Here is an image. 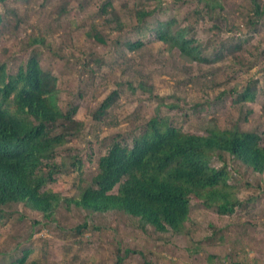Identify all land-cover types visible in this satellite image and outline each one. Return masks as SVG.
I'll return each instance as SVG.
<instances>
[{
  "label": "rangeland",
  "instance_id": "374dc122",
  "mask_svg": "<svg viewBox=\"0 0 264 264\" xmlns=\"http://www.w3.org/2000/svg\"><path fill=\"white\" fill-rule=\"evenodd\" d=\"M66 1L72 9L60 17L59 9L63 8L64 0H30L23 1L22 5L17 0H9V10H18L26 21L19 29L20 35L6 41L15 51L8 69L10 74H15L20 63L31 54L32 48L30 52H19V39L48 33L50 46L33 48L41 53L43 69L57 77L63 88L61 98L71 99L78 105L77 118L83 120L82 130L93 131L87 126L91 124L89 111L98 107L111 92L119 90L120 98L104 120L112 128L108 131L105 127L101 137L112 133L114 137L117 130L129 127L128 119L133 111L144 116L159 108L162 113L178 115L176 125L183 126L187 133L205 134L210 120L215 118L221 128L230 127L235 121L243 128H254L263 135L264 141V17L260 20L253 17L252 0H218L219 4L212 9L199 0H167L163 5L166 10L156 12L142 24L135 20L125 22L119 14L135 13L138 0H112V8L106 14L101 11L103 0ZM258 2L264 4V0ZM154 8L153 5L147 11ZM115 16L126 24L124 33L107 27L106 23ZM173 19L177 23L172 30H196L188 37L210 44L209 56L214 58L221 53L222 60L209 65L189 62L182 74L177 49H173L171 53L166 52L169 62L158 64L156 59L164 45L155 32L160 23ZM248 21L255 22L251 30L246 26ZM136 26L143 30L140 34L131 30ZM96 33L108 37L106 47L96 42L92 36ZM7 36H11V32L6 31L2 38ZM129 39H141L145 45L138 51H130L124 46ZM238 44L242 47L230 53V47ZM2 46L0 41V50ZM90 53L98 57L90 58ZM89 60L93 62L85 68L84 61ZM99 60L104 61L103 65L98 64ZM187 73H205L207 78L185 84ZM251 81L255 82L254 100L232 106V99L237 100ZM139 83L154 85L159 97L138 87ZM130 84L137 90L132 91ZM234 87L237 88L234 97L228 93L218 104L213 101L220 90L229 92ZM68 91L70 94L66 93ZM76 92H81L82 96L77 98ZM172 102L178 103L182 111L189 114V119L181 115L184 112L169 111L166 104ZM247 112L248 120L244 121ZM100 130L96 129L87 137L81 133L71 139L69 147L80 151L83 167L80 173L71 168L70 172L57 177L56 190L62 196L73 198L77 179L88 180V176L96 172L99 157L87 145V140L90 139L100 156L103 149L92 137ZM50 188L49 185L45 189ZM262 190L264 192V188ZM242 192V199L253 196L257 201L251 203L245 213L230 217L207 209L202 201L194 198L184 234L168 233L164 239H159L151 229L145 233L134 221L114 213L88 217L87 213L62 202L51 220L20 206L13 208L17 213L3 209L0 264H15L27 251L29 255L23 264H264V193L258 195L261 191L256 186ZM116 193L114 190L113 195ZM82 224L86 229L75 233ZM120 257H124L123 263L117 261Z\"/></svg>",
  "mask_w": 264,
  "mask_h": 264
},
{
  "label": "trees",
  "instance_id": "16d2710c",
  "mask_svg": "<svg viewBox=\"0 0 264 264\" xmlns=\"http://www.w3.org/2000/svg\"><path fill=\"white\" fill-rule=\"evenodd\" d=\"M17 1L21 5L23 1L30 2ZM64 1L63 8L59 9L60 17L72 9L71 4ZM103 1L101 11L106 14L113 2ZM166 1L138 0V10L135 13L119 14L125 22L135 20L142 24L143 20L156 12L166 10L163 7ZM199 2L208 9L219 4L218 0ZM252 3L253 17L260 20L264 17V4L258 0H252ZM153 5L155 8L147 11ZM9 6V0H0V41L4 45L0 50V221L3 209H7L9 213H17L13 209L16 206L51 220L58 204L62 202L87 213L88 217L93 214L114 213L134 221L137 223L136 227L145 233L151 229L150 231L159 235V239H164L168 233L184 234L185 224L190 221L191 201L194 198L202 201L207 209H215L219 215L230 217L235 213H245L249 205L257 201L253 196L242 199V191L256 186L261 191L257 192L258 195L264 193L263 135L254 128H243L238 121L230 127L221 128L217 120L212 118L206 133L199 135L185 132L183 126L178 127V115L171 116L156 108L153 114L141 116L135 110L128 119L129 127L120 128L114 137L113 133L101 137L105 127L108 131L112 128L104 120L106 121L107 112L120 98V91L114 90L98 107L89 111L91 124L87 126L93 131L82 130V122L73 119L78 105L71 99L61 98L63 88L57 82V77L51 71L43 69L41 53L33 48L47 44L48 33L19 39V52L32 48L31 54L26 61L20 63L15 74L9 73V61L15 51L6 41L12 36L18 37L19 29L26 21L18 10H9ZM124 21L115 16L106 24L113 32L124 33ZM176 21L173 19L160 23L155 32L156 38L164 45L160 57L156 59L158 64L168 63L166 52L171 53L173 49H177L180 67H183L182 74H185V65L189 62L209 65L222 60L221 53L214 58L209 56L212 52L210 44L188 37L196 30H172ZM254 25L255 22L252 21L246 24L250 30ZM8 28L11 30H7ZM133 29L139 34L143 31L139 26L132 27L131 30ZM6 31L11 32V36L3 39ZM92 36L96 42L107 46V36L97 33ZM144 45L141 39L124 42V46L130 51H138ZM241 47L242 44L230 47V53ZM123 55L125 57V53ZM90 56L98 57L93 53ZM169 58L172 60L170 56ZM89 62L93 61H84L83 66L86 68ZM103 63L104 61H98L100 65ZM185 76V84L193 79L201 82L207 78L205 73H187ZM253 83L255 82L249 83L237 100L232 99V106L240 102L249 104L254 100L256 89ZM217 85L220 83H216ZM132 86L129 85L132 91L137 90ZM138 87L157 95L154 85L150 83L146 86L139 83ZM236 90V87L229 92L220 90L213 101L218 104L228 93L234 97ZM75 94L77 98L82 96L81 92ZM166 105L169 111L184 112L178 103ZM181 115L185 116V120L189 119L188 113ZM247 120L248 112L244 118V121ZM99 128L101 130L98 135L92 137L96 138V143L103 149L100 156L90 139L87 140V145L99 157L96 172L89 175L88 180L77 179L76 195L73 198L62 196L56 190L57 177L71 168L80 173L83 167L80 151L68 146L66 135L76 136L82 133L87 137ZM73 151L75 153L72 155ZM214 163L218 165L214 167ZM49 185L52 188L46 190ZM114 190L117 193L113 195ZM83 228L86 229L85 224L76 228L75 233L79 234ZM28 255L29 252H25L23 258L15 264H23ZM117 261L123 263L124 257L117 258Z\"/></svg>",
  "mask_w": 264,
  "mask_h": 264
},
{
  "label": "clouds",
  "instance_id": "9594fccd",
  "mask_svg": "<svg viewBox=\"0 0 264 264\" xmlns=\"http://www.w3.org/2000/svg\"><path fill=\"white\" fill-rule=\"evenodd\" d=\"M77 113H78V109H77V111L75 112V115H74V117H73V119L74 120H76V121H80V122H82L83 120H81V119H78L77 118ZM60 123H62V122H60ZM69 134V133H68ZM67 136V141H69V143L71 142V139L74 137V136H70V134L69 135H66ZM66 136H64V137H66ZM68 146H69V144H68ZM71 148V147H70ZM70 148H69V154H70ZM74 150H77V149H75V148H73ZM71 155V154H70Z\"/></svg>",
  "mask_w": 264,
  "mask_h": 264
}]
</instances>
